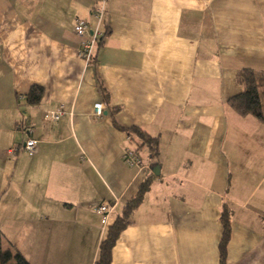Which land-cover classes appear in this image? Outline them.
I'll return each instance as SVG.
<instances>
[{
	"label": "crops",
	"instance_id": "0c3cea01",
	"mask_svg": "<svg viewBox=\"0 0 264 264\" xmlns=\"http://www.w3.org/2000/svg\"><path fill=\"white\" fill-rule=\"evenodd\" d=\"M100 1L0 0L4 245L32 264H96L150 176L111 264H221L225 209L226 264H264V122L229 103L240 70H264V0H107L108 34L87 64L74 26L94 29ZM33 85L45 91L37 105ZM61 104V119L46 121ZM131 127L157 138L158 153ZM29 138L34 154L9 152ZM126 147L140 167L124 162Z\"/></svg>",
	"mask_w": 264,
	"mask_h": 264
},
{
	"label": "trees",
	"instance_id": "16d2710c",
	"mask_svg": "<svg viewBox=\"0 0 264 264\" xmlns=\"http://www.w3.org/2000/svg\"><path fill=\"white\" fill-rule=\"evenodd\" d=\"M104 22V21H103ZM108 34V30L103 34ZM98 45L101 43V39ZM96 58V56H95ZM238 84L243 90L232 96L229 100L231 107L241 115H253L264 122V70L243 68L237 75ZM44 88L40 85H33L27 93V102L30 105H37L44 96ZM126 132L131 135L136 133L143 139L144 143L151 145V148L158 153V139L152 138L138 127L127 128ZM138 151V149H136ZM151 184V177H146L135 197L129 200L114 223L108 228L107 236L100 245V257L96 264H111L113 248L122 233L129 225L133 212L142 203L145 193ZM224 233L220 243L221 264H226L227 246L231 235L229 211L222 213ZM0 264H32L24 254L13 245H4V233L0 228Z\"/></svg>",
	"mask_w": 264,
	"mask_h": 264
},
{
	"label": "built area",
	"instance_id": "2783aa9c",
	"mask_svg": "<svg viewBox=\"0 0 264 264\" xmlns=\"http://www.w3.org/2000/svg\"><path fill=\"white\" fill-rule=\"evenodd\" d=\"M106 4L107 0H101L100 4L96 7L95 15L97 18V26L92 29L89 24L85 21L77 19V22L74 26V32L82 38L81 47L79 49V56L87 63L90 64L95 60L96 56V47L100 42V38L103 36L101 30V25L104 21L106 15ZM94 114L96 116H102L104 110V104L99 102L94 105ZM66 113L64 104L59 105L56 109L49 110L45 113L44 118L46 121L55 122L61 119V117ZM28 131L31 132L32 128H28ZM37 140L29 138L25 144L20 146H13L9 148V152L16 154L21 149L34 154L37 151ZM123 160L129 166L140 167L142 165L141 157L137 151L132 147H126L123 151ZM110 204L108 202H102L96 204L94 209L99 213L104 215L103 223H108V214L110 212Z\"/></svg>",
	"mask_w": 264,
	"mask_h": 264
},
{
	"label": "rangeland",
	"instance_id": "374dc122",
	"mask_svg": "<svg viewBox=\"0 0 264 264\" xmlns=\"http://www.w3.org/2000/svg\"><path fill=\"white\" fill-rule=\"evenodd\" d=\"M133 147H134V146H133ZM102 222H103V219H102ZM80 261H82V260H80ZM51 262H52L53 264H55V263H56V264H74V260H73V261H72V260H70V261L68 260V261H66V262H60V261L58 262L57 260H51V261H49V264H50ZM77 264H80V263H77ZM84 264H86V263L84 262Z\"/></svg>",
	"mask_w": 264,
	"mask_h": 264
},
{
	"label": "water",
	"instance_id": "95a60500",
	"mask_svg": "<svg viewBox=\"0 0 264 264\" xmlns=\"http://www.w3.org/2000/svg\"><path fill=\"white\" fill-rule=\"evenodd\" d=\"M154 173L157 174V175L159 174V173H158V170H154Z\"/></svg>",
	"mask_w": 264,
	"mask_h": 264
}]
</instances>
